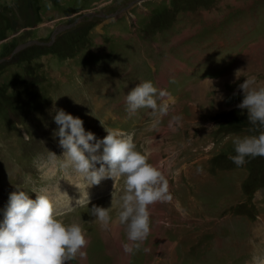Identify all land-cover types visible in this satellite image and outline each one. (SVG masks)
Returning <instances> with one entry per match:
<instances>
[{"label": "rangeland", "instance_id": "obj_1", "mask_svg": "<svg viewBox=\"0 0 264 264\" xmlns=\"http://www.w3.org/2000/svg\"><path fill=\"white\" fill-rule=\"evenodd\" d=\"M263 44L264 0H0V209L16 186L32 198L48 191L57 217L80 223L87 239L86 256L66 264H103L109 248L119 264H163L166 241L186 263L261 264L264 156L240 166L230 157L234 136L264 131L237 107L245 77L264 81ZM146 79L175 101L155 128L151 109L130 113L124 101ZM54 106L98 138L110 127L132 133L166 178L171 199L149 205L142 241H129L119 221L123 176L78 191L75 172L54 166L49 151H64ZM177 114L182 121L169 126ZM93 205L109 207L120 231L101 227ZM132 243L152 256L136 260L124 248Z\"/></svg>", "mask_w": 264, "mask_h": 264}, {"label": "clouds", "instance_id": "obj_2", "mask_svg": "<svg viewBox=\"0 0 264 264\" xmlns=\"http://www.w3.org/2000/svg\"><path fill=\"white\" fill-rule=\"evenodd\" d=\"M240 70L235 71L236 78L241 77ZM209 81L212 88V80ZM238 87L242 99L237 107L246 109L253 126L264 129V81L251 74ZM124 101L130 113L139 108L151 109L154 128L175 103L167 89L158 87L151 79L137 83L125 94ZM50 111L54 112L52 119L58 125L54 134L64 149L60 156L49 151L54 166L71 168L86 187L98 184L105 177L123 176L125 188L120 196L119 221L126 225L129 241H142L149 231V205L171 199L168 182L160 169L149 162L144 152L137 150L132 133L110 127L105 128L104 137L98 138L84 128L81 117L62 107L54 106ZM181 121L179 114L174 115L169 126ZM232 140L235 155L230 159L237 166L246 163L247 157L264 156V131L234 136ZM56 157L62 159L57 161ZM34 193L32 198L29 191L16 186L0 209V264H66L77 254L86 256L87 239L81 224L59 219L48 191ZM90 209L101 227L107 228L111 220L109 207L93 205ZM134 246L138 244H125V251L131 252Z\"/></svg>", "mask_w": 264, "mask_h": 264}, {"label": "bare ground", "instance_id": "obj_3", "mask_svg": "<svg viewBox=\"0 0 264 264\" xmlns=\"http://www.w3.org/2000/svg\"><path fill=\"white\" fill-rule=\"evenodd\" d=\"M126 8V7H125ZM124 9V7L121 9V10H119V11H117L116 13H117V16H120L122 13H121V11ZM116 13H114V14H109V15H105L104 17L105 18H108V17H111V16H113V15H115ZM119 14V15H118ZM103 17V18H104ZM178 38V37H177ZM264 45V44H263ZM178 66V65H177ZM169 73H171V72H169ZM233 74V73H232ZM234 76V74L233 75H231V77H233ZM202 83V82H201ZM203 87H204V85L203 84H201ZM193 89V88H192ZM192 94V93H191ZM196 94V93H195ZM198 94V93H197ZM204 94V91H203V93H202V95ZM220 94V93H219ZM203 98V97H202ZM116 224H119V223H117V222H113V224L112 225H109L108 226V228H109V231H120L118 228H119V226L118 225H116ZM86 236V235H85ZM101 238H103V239H106V236L104 235V234H102L101 233ZM164 239V238H163ZM162 239V240H163ZM170 240V239H169ZM105 245H106V243H103L102 244V247L104 248L105 247ZM140 246H141V243H139L138 244V248H137V251H131L130 253L132 254V255H134V258L136 259V257H138L139 258V260H141V263H142V261H145V259H147V257L148 256H152V254H151V252H149L151 249H152V247L151 246H145V247H143V249H140L139 250V248H140ZM162 246H163V248H166L165 250H167L166 252H167V255H166V257L165 258H162L161 260L163 261V264H166V261H167V259H168V261L167 262H169V264H191L190 262L189 263H186V262H184L183 261V259H180V260H178V259H176V256H174V254H173V249H172V244L170 243V242H168V241H166V242H164L163 244H162ZM107 247V246H106ZM161 247V246H160ZM162 248V247H161ZM139 250V251H138ZM161 250V249H160ZM130 253H129V256H130ZM160 253V252H159ZM175 253V252H174ZM108 256H109V260H107V261H104V263L103 264H119V262H120V257L121 256H118V257H115L114 255H113V251H112V249H108V251H107V253H106ZM156 255V254H155ZM154 255V256H155ZM157 256V255H156ZM160 256V255H159ZM124 257H126V256H124ZM154 258V257H153ZM131 257H129V260H128V257L127 258H125V260H124V258H123V261H124V263L125 264H136V262H131ZM137 260V259H136ZM154 260V259H153ZM152 261V260H151ZM150 261V262H151ZM153 262V261H152ZM147 263V262H146ZM158 263V262H157ZM160 264V263H159ZM261 264H264V261L262 262L261 261Z\"/></svg>", "mask_w": 264, "mask_h": 264}, {"label": "water", "instance_id": "obj_4", "mask_svg": "<svg viewBox=\"0 0 264 264\" xmlns=\"http://www.w3.org/2000/svg\"><path fill=\"white\" fill-rule=\"evenodd\" d=\"M127 8H125V9H123L122 11H125ZM40 44V43H39ZM26 45H28V44H26Z\"/></svg>", "mask_w": 264, "mask_h": 264}, {"label": "crops", "instance_id": "obj_5", "mask_svg": "<svg viewBox=\"0 0 264 264\" xmlns=\"http://www.w3.org/2000/svg\"><path fill=\"white\" fill-rule=\"evenodd\" d=\"M252 44H253V43H252ZM250 45H251V44H250ZM250 45H249V46H250ZM259 47H262V46H261V45H259ZM240 56H241V55H240Z\"/></svg>", "mask_w": 264, "mask_h": 264}, {"label": "flooded vegetation", "instance_id": "obj_6", "mask_svg": "<svg viewBox=\"0 0 264 264\" xmlns=\"http://www.w3.org/2000/svg\"><path fill=\"white\" fill-rule=\"evenodd\" d=\"M123 8V7H122Z\"/></svg>", "mask_w": 264, "mask_h": 264}]
</instances>
